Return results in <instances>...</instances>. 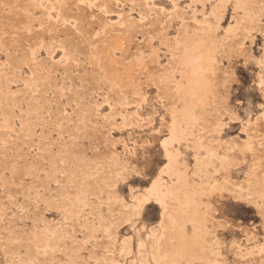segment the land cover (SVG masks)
Returning <instances> with one entry per match:
<instances>
[{"label": "rangeland", "instance_id": "obj_1", "mask_svg": "<svg viewBox=\"0 0 264 264\" xmlns=\"http://www.w3.org/2000/svg\"><path fill=\"white\" fill-rule=\"evenodd\" d=\"M0 264H264V0H0Z\"/></svg>", "mask_w": 264, "mask_h": 264}, {"label": "bare ground", "instance_id": "obj_2", "mask_svg": "<svg viewBox=\"0 0 264 264\" xmlns=\"http://www.w3.org/2000/svg\"><path fill=\"white\" fill-rule=\"evenodd\" d=\"M78 1V0H77ZM40 2V1H39ZM82 2V1H81ZM84 2V1H83ZM69 4V3H68ZM39 5H41L40 3H39ZM42 7V6H41ZM43 8V7H42ZM52 11H54V10H52ZM50 12H51V9H50ZM49 16V15H48ZM52 16V15H51ZM49 18H50V16H49ZM30 22V21H29ZM2 29V28H1ZM33 54V53H32ZM34 57V56H33ZM145 98V97H144ZM248 146V145H247ZM245 150V149H244ZM113 171H116V170H113ZM112 171V172H113ZM55 173V172H54Z\"/></svg>", "mask_w": 264, "mask_h": 264}]
</instances>
